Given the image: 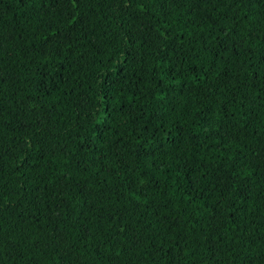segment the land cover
<instances>
[{"label": "trees", "instance_id": "16d2710c", "mask_svg": "<svg viewBox=\"0 0 264 264\" xmlns=\"http://www.w3.org/2000/svg\"><path fill=\"white\" fill-rule=\"evenodd\" d=\"M0 243L264 264V0H0Z\"/></svg>", "mask_w": 264, "mask_h": 264}, {"label": "snow or ice", "instance_id": "6c2138e0", "mask_svg": "<svg viewBox=\"0 0 264 264\" xmlns=\"http://www.w3.org/2000/svg\"><path fill=\"white\" fill-rule=\"evenodd\" d=\"M71 2L78 5L80 0H71ZM69 20L70 21L72 20L71 16L69 17ZM72 22L74 23L75 21H72ZM2 248H3V245L2 243H0V250H2ZM0 264H4V260L2 257H0Z\"/></svg>", "mask_w": 264, "mask_h": 264}]
</instances>
